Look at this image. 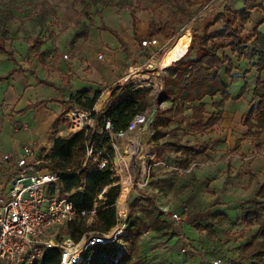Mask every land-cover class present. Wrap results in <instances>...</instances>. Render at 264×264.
Instances as JSON below:
<instances>
[{
  "label": "rangeland",
  "instance_id": "374dc122",
  "mask_svg": "<svg viewBox=\"0 0 264 264\" xmlns=\"http://www.w3.org/2000/svg\"><path fill=\"white\" fill-rule=\"evenodd\" d=\"M180 2L184 6L186 5V0H180ZM196 8L194 7L192 9L193 13L189 21L183 25L178 24L177 27L173 28V31L170 32L165 25L170 18V14L177 10V4L172 0H0V34L2 32L7 35L8 40L6 41V46L14 51L17 59V62H14L7 54L0 52V75L6 74L11 68L16 66L23 69L22 71L19 70L18 74L15 76H12L8 82L0 83V120L4 119L6 122H9L13 128L20 126L29 128V125H24V123L17 120V115L22 117L26 113L18 111L15 102L18 99L19 92L23 97L26 95L25 97L29 98V94L34 91L30 87L38 88L42 86V88H49L48 94L40 89L34 94L41 98L47 94V97L44 99L55 98L63 104L62 112L64 115L61 116L60 121L61 127H66L67 129L66 113L69 109L73 108V106H77L72 102V97L79 91L70 88V85H72V75L65 74L61 68L56 66L58 58H64L63 55L67 54L69 58L64 59L68 67H70L72 64L71 61L76 57V50L86 45L89 39L97 42H104V40L107 39L109 43H111L110 41L112 38L116 40L109 32L100 31L99 27L103 23L119 32L123 37L124 35L129 37L128 33L130 27L127 22H131L130 19L133 9H135V14L141 12L148 14L152 19L151 23H154V28H161L159 34L164 35L165 40L163 38H161V40L159 39L160 44L157 48L166 46V50L174 43L176 36H179L178 34H181L185 29H190L192 33H194L195 30H202V26L206 22L204 11H200ZM166 41H168L167 45H165ZM115 42L119 44L117 40ZM110 48H112V45H110ZM248 48L249 57L253 59L256 56L258 57L256 58L258 61L260 55L255 54L253 56V49L251 50V47ZM155 49L156 48L151 51L145 48L142 49V54L145 57V62L143 63L133 62L129 58V60L126 59L124 66L127 71L129 70L131 76L122 86L133 85L134 87L152 88L158 91L162 84L163 72L165 69H158L160 81L156 83H141L134 74L136 71L146 72L150 70L149 64L151 60L160 55V52H156ZM164 52L165 51H163V53ZM120 53L123 54V51ZM195 54L196 49H191L188 56L192 57L195 56ZM231 60L233 62L231 74H226L228 63L223 69V72L228 76L232 85L236 86V83L241 79L244 80V82L250 80V83L252 80L253 83L254 77L249 74L251 69L242 70V74L239 76V74L234 73V70L237 68L236 61H233L232 58ZM131 64L133 65V69L129 68ZM32 71H35L37 78H35ZM36 79L49 81L53 83L54 87L42 85ZM262 79L264 80V76ZM29 80L32 81L31 86L28 84ZM228 85L232 86L230 83H228ZM108 86L109 85L105 86L101 84L99 91L102 89V92H104L105 88ZM116 86H119V84H114L111 87ZM236 92L237 99L247 101L249 103L248 107L254 102L257 103V97H255L253 89L248 82L243 88ZM92 93L94 92L92 91ZM31 99L33 100L32 97ZM102 102L103 99H100L96 105L97 109L101 108ZM106 102L108 103L109 100ZM209 105H212V103L209 102ZM234 105L235 103L232 102L229 108L233 109ZM157 107L158 106L155 108ZM220 108V106L215 107L212 105L210 106L212 111H209L208 114H216ZM158 109L159 108H157V110ZM101 110H103V106ZM245 112L244 116L232 122L228 121V125L226 126H222L224 125V122H222L214 128H208L205 131L199 132L201 133L200 136L191 135L193 138H188L187 142L192 143L195 155L189 160L181 158V156H179L181 155L180 152L177 151L176 161L177 167L180 169L167 174L161 173V175L153 173L149 166L155 161H148L147 159L154 155L153 152L148 150V148H151L150 146L152 143L156 142L160 145V143L163 142H160L159 139H157L158 137L155 139L154 134L151 136H154V139H152L153 141L150 139L147 144L143 139H139L136 142V162L138 170L140 171L142 164L147 163L150 181L146 189L138 188L136 187L137 185L134 184L126 201L129 216L131 215V217L135 218L138 223L141 235L140 239L138 242L134 243L129 238L130 236L123 237L117 243L119 249L128 252L137 251L139 255L144 257L151 264H210V260L215 259H221L222 264H252L250 259L252 249H247L244 246L248 241L256 237L258 227L248 228L242 223L241 218L243 210L249 207L247 206V202H226L225 204L231 205V211L212 214L211 216L221 214L216 220L211 219L209 215L210 208L196 209L191 213L184 211L183 208H178L173 211V214H178L180 220L170 221L171 217L169 214H160V210L157 208L158 194L151 191L156 190L159 181L165 188L175 185V188L183 195L196 186L197 179L193 170L208 166L220 168L221 165L232 161V159H238L249 164L260 160L264 164V132L261 136L254 134L257 129H254L253 133L248 132V127L245 124L249 113L247 108ZM31 113L32 112L29 114ZM25 119L30 123V126H34V120L31 119L30 115H26ZM8 128L9 126L6 125V132ZM100 129L101 128H99V130ZM190 129L189 126L188 130H185V133H192ZM22 133L24 136L22 137V146L29 145L31 139H36V136L31 133H26L24 130ZM144 133H148V131ZM227 133H234L235 144H232L234 140L229 142L230 136ZM69 134L70 132L68 129L63 133H58V130H52L51 133H48L45 139L46 142L44 144L42 142L41 146H39L40 157L44 163L52 160V148L55 139L59 136L66 137ZM165 140L172 139H163V141ZM34 141L32 143L36 145ZM104 145L106 144L104 143ZM125 148L126 146L123 144V156ZM147 150L151 155L145 159L141 158L142 153ZM81 155L82 151L76 144L71 150L70 163L75 164L80 159ZM113 159L112 156V160ZM93 161V159L89 160V169L96 167ZM85 162L86 159L84 163ZM190 166L193 170L186 172L185 170ZM242 175L243 174H241V177L244 179ZM115 178L116 180L105 186L102 192L97 196V199H95L92 208L93 213L86 216H78L74 219L73 223L67 224L63 228L53 232V239L55 242H66L68 239L79 242L80 238L79 240L72 239V237H78L80 233L77 229L78 226H81L88 236L98 233V226L104 224L105 220V215L100 216L99 212L105 208L106 193L110 192L114 187H117L114 193L117 191L119 194L121 189L120 182L122 179L119 177ZM63 185H65L64 181L61 183L60 188H62ZM204 188L205 186H202V189ZM248 188L249 187L244 186L241 189L247 190ZM212 189L213 187H209V194H212ZM231 197L232 196L226 198ZM116 202L114 204L115 212L117 210ZM164 219L169 220V223ZM160 221H165L169 225V229H167V227H162ZM182 224L190 226L187 228L189 233L186 231L185 226L186 233H183L185 239L178 238L180 234H176L172 231V227H177V225ZM193 230L197 231V233H193ZM168 231L169 234L165 235L164 233ZM191 237L194 239L192 240ZM119 256L120 251L117 252L114 260H117Z\"/></svg>",
  "mask_w": 264,
  "mask_h": 264
},
{
  "label": "trees",
  "instance_id": "16d2710c",
  "mask_svg": "<svg viewBox=\"0 0 264 264\" xmlns=\"http://www.w3.org/2000/svg\"><path fill=\"white\" fill-rule=\"evenodd\" d=\"M172 1L177 4V10L170 14V18L166 23L168 28H173L177 23L185 24L192 17L193 12L191 7L198 4V0H186L189 8L183 9L180 5V0ZM201 7L202 5L199 9ZM257 7L264 11V7L258 4L257 0H246L243 9L232 15L223 17L224 27L221 31L211 32L210 27L213 23L210 22L204 23L201 31L195 30L190 50L196 49V58L186 59V57H183L175 62L170 67L168 75L162 78V90L135 88L133 85L116 86L111 90L110 100L103 110L99 112L93 111L94 118L96 119L95 129L92 131L84 129L78 132H71L66 137L59 136L55 139L52 148V160L44 163V165L59 175L61 183L64 181L65 185L61 188V192L63 194H70V198L78 212L76 217H81L83 210H91L95 199H97L103 188L116 180V178H112L109 168L100 171L95 163L96 167L93 169L88 168V163L84 166L88 144L97 138L99 128L103 127L108 120L114 124L116 129H123L129 125L130 121L137 114L147 113L150 115L161 101H178L181 105L176 106L172 112L162 111L160 108L157 110L156 115H160L161 119L157 120L158 122L156 121L154 125L155 138H165L167 134H170L175 140L164 141L161 145H158L159 151L156 157L162 156L167 146H172L190 156L194 152V149L181 144L177 135V132L187 121V118L184 116L185 102L188 100L200 102L198 106L193 107V118L196 120V123L191 125V129L195 132H201L215 127L223 118V110L220 109L205 121L206 103H203L202 100L207 96L214 99L220 95V102H214L213 105L222 108L225 102L232 97L229 85L224 82L220 71L228 63L226 74L230 75L233 69V62L225 54L220 56L219 51L226 47H231L233 53L237 55L238 60H241L246 54L247 47L251 44L254 51L259 52L260 55L257 63L253 64L251 68L256 69L259 73L264 72V33L259 32L258 29H255L250 35L244 34L242 31L250 18V12ZM131 15L135 22V9L132 10ZM99 29L108 31L114 35L121 45V50L132 59L129 45L119 32L106 26L104 23ZM7 40V35L1 32L0 52L7 54L12 61L17 62L14 51L6 46ZM226 40H230L231 42L226 43ZM132 61L134 62V60ZM214 69H217V72L212 74L211 72ZM18 70L23 69L19 66L13 67L6 76H0V81L8 79ZM45 84L49 83L45 82ZM253 92L255 97L260 101L248 113L245 124L248 127L249 133H253V130L257 129L254 134L261 136L264 132V80L261 78L257 80ZM101 95V91L94 93L91 90L79 91L72 97V102L80 108L94 110L98 101H100ZM173 122H177L178 126L171 129L170 124ZM58 124L59 119L54 123V129L57 128ZM96 143L97 145L105 143L109 146L107 138H97ZM76 144L81 149L82 155L75 164H71L69 161L70 154ZM110 155L111 157L113 156L112 150H110ZM83 184H85V188L78 191V188ZM116 188L114 187L110 192L106 193L105 208L99 212L100 216L105 215V220L104 224L98 226L97 232L110 231L116 225L114 204L119 195L117 191L114 193ZM247 206L249 207L243 210L242 223L248 228L258 227V232L256 237L248 241L244 247L252 249L250 253L252 264H264V182L258 185L254 196L247 201ZM160 214L163 215L164 213L160 211ZM220 216L221 214H215L211 216V219L216 220ZM161 221L160 225L169 229V225L165 221ZM73 222L74 220L69 222L68 225ZM129 223L128 236L136 243L141 236L138 223L131 215L129 216ZM77 229L80 233L78 237H72V239L79 240V238L81 239L86 234L81 226H78ZM164 234H169V231ZM73 236L75 235L73 234ZM117 243L113 242L97 246L91 253V261L86 264H151L139 255L137 251L128 252L119 249ZM118 251H120V256L117 260H114ZM60 260V252L57 249H49L40 260L33 264H60Z\"/></svg>",
  "mask_w": 264,
  "mask_h": 264
},
{
  "label": "crops",
  "instance_id": "0c3cea01",
  "mask_svg": "<svg viewBox=\"0 0 264 264\" xmlns=\"http://www.w3.org/2000/svg\"><path fill=\"white\" fill-rule=\"evenodd\" d=\"M257 1L258 4H261L264 7V0H257ZM245 2L246 0H203V1L198 0V4L192 6L191 10L194 7L195 8L197 7L199 9V7L202 5V7L199 10L204 11V17L206 21L205 23H209V22L213 23L212 26L210 27V31L215 32V31H221L223 29L224 15H232L233 13H236V11L243 9L245 7ZM180 5L182 6L183 9L189 8L187 2L185 6L181 2ZM135 17H136L135 22L132 17L130 19L131 22L130 21L127 22V24L130 27L128 33L129 37L126 35H124V37L122 35L121 36L126 40V42L129 45V49L132 53L131 60L143 63L145 62V57L142 54L143 47L140 45V41L144 38H149V37H158V39L160 40L161 38L165 40V36L159 34L161 28L157 27V29H155L154 23H151L152 21L151 17H149V15L146 14L145 12L137 13L135 14ZM178 24L179 23L175 24L173 28H176ZM173 28H168V29L170 32H172ZM255 29H258L259 32L264 33V11L259 7L253 9L250 12V18L248 22L245 24L244 29L242 31L244 34L250 35L253 33ZM101 32H108V31L103 30ZM177 37L178 36H176V38ZM115 39L117 40L116 37ZM116 40L112 38L110 41L111 43H109L107 39L104 40V42H97L95 40L93 41L89 39L86 42V45L76 50L75 53L76 57L73 61H71L72 64L70 65V67H68L64 58H58L56 63V66L61 68L65 74L72 75L71 78L72 85H70V88H72L73 90H77V91L91 90L93 92H96L99 91V87L101 86V84H104L105 86L109 85L108 87L105 88L104 92H102L101 89L102 95L100 99H103L102 102L103 108L107 104L106 101L110 100L111 90L114 88L111 86L114 84H119V85L124 84L125 81L128 80L127 79L128 75H130L129 70L127 71L124 66L126 63V59H128L129 57L124 52L123 54L120 53L122 51L121 45L120 43L117 44L115 42ZM169 41H173V40H169ZM167 42L168 41H166L165 45H167ZM230 42H231L230 40H226V43H230ZM110 45H112V48H110ZM248 47H251V50L253 49V56L255 54L257 55L259 54V52L254 51V48L251 44H249ZM248 47L246 49L245 56L241 60H238L237 55L233 53L231 47H226L219 51L220 56H223V54H225L231 57L233 61H236L237 68L236 70H234V73H237L240 76L242 74V70L251 69L249 74L250 76L252 75V77H254L253 83L252 80L250 83V80L244 82V80L239 78L241 80L238 81V83H236V86H234L232 85L231 81L228 79V76H226V74L223 72V69L225 68L226 64L221 68L220 75L222 76L224 82H226L227 84L230 83L232 85L229 86V90L232 97L230 98V100L225 102L222 108H220L223 110V118L220 121V123L224 122V125L222 126L228 125L227 124L228 121L232 122L233 120L244 116V114L246 113L245 112L246 108L247 111L250 112V110L253 107L257 106V104L260 101L257 98V103L254 102L250 107H248L249 103L247 101H242L237 99L238 97L236 91L243 88L247 82L254 90L257 80L259 78L262 79V77L264 76L263 73H259L256 69L251 68L253 64L257 63L256 58L258 57L255 56L253 59L250 58L248 53L249 52ZM165 48L166 46L164 47L161 46L160 48H156L155 49L156 52H160V55L156 57H160L163 54V51H165ZM189 52H190V48L184 57H186V59H195L197 56V52L195 56L192 57L188 56ZM100 53L101 54L104 53L102 54L103 55L102 59H99L98 57L99 55H101ZM132 67L133 65L131 64L129 68L133 69ZM169 69L170 68L165 69V71L163 72V76L168 75L170 71ZM10 70L6 74L0 76H6L10 72ZM18 72L19 70L14 72L8 79H4L0 81V83L8 82L9 79H11L12 76L18 74ZM216 72L217 69H214L212 70L211 73L215 74ZM32 73L34 74L35 78H37L35 71H32ZM36 80L42 85L48 87H54L53 83L49 81L42 79L41 80L36 79ZM45 82H48L49 84H45ZM28 84L31 86L32 81L29 80ZM30 88L33 89L34 91H32L29 94V98L25 97L26 95H24L23 97L19 92L18 99L15 102L17 110L26 113L22 117L17 115L18 116L17 120H19V122L21 123H24V125H29V128L23 126L13 128L9 122H6L4 119L0 120V166L2 163V156L4 154L20 153L24 146H33L40 151L39 146H41L42 142L43 144L46 142L45 139L47 138L48 133H51L52 130H56V131L58 130V133H63L68 129V127L67 129L66 127H61L60 120H61V116L64 115V113L62 112L63 104H61L59 100L55 98L44 99L47 97L49 88L48 89L42 88V86L38 88L35 87H30ZM162 88H163V80L158 91L162 90ZM39 89L47 93L42 98L34 94L35 92H38ZM31 97L33 98V100L31 99ZM220 100H221L220 95L216 96L214 99L207 96L206 98H204V100H202L203 103H206L205 121H207L212 116V114H208L209 111H212L210 109V106H212L214 102L216 103L220 102ZM209 102H211L212 105H209ZM232 102H234L235 105L233 109L232 108L230 109L229 106ZM179 104L181 105V103L178 101L175 102L174 100H164L157 105L158 106L157 108H160L162 111L172 112L174 111V108ZM199 104H200L199 101H193V100H188L184 104L185 105L184 116L187 118V121L182 125L181 129L177 132V135L180 139V143L183 144L184 146L192 147V143L187 142L188 138L191 137L193 138V136L191 135H197V136L201 135V133L199 132L197 133L192 129H190L192 133H185V130L187 131L189 126L191 128V125L196 123V120L193 118V107L198 106ZM101 108L97 109L95 106V110L97 112L101 111ZM30 112L32 113L29 114ZM26 115H30L31 119L34 120L35 123L34 126H30V123L27 122V120L25 119ZM57 119H59V124L57 125V128L54 129V123L57 121ZM159 119H161L160 115H156L155 122ZM6 125L9 126L7 132H6ZM67 126H68V121H67ZM177 126H178L177 122H173L170 124L171 129H174ZM23 130L26 133H31L35 135L36 136V139H34L35 141L31 139L29 141V145L22 146V139H23L22 137H24L22 133ZM153 134L150 133L149 131L148 133H141L140 139H143V141L147 144L150 139L151 140L154 139V136L151 137ZM227 134L230 136L229 142L234 140L233 141L234 143L232 144H235L234 133H227ZM167 138L172 139L167 141L175 140L170 136V134H167L165 138H157V139H159L160 142H164L163 139H167ZM33 141L36 142V145L32 143ZM124 144L126 147L129 145V144L127 145V143ZM161 144L162 143H160V145ZM158 145L159 144L155 142L152 143V145L150 146L151 148H148V150L154 153L152 157L147 158L148 161L151 160L155 161L154 163H152V165H150L152 172L156 174H161V173L167 174L170 172H174V170H179L180 168L177 167V161H176V157H177L176 154L177 151L179 150H177L172 146H167L162 156L156 157L159 151ZM192 148L194 149V147ZM179 152L181 154L179 155L181 156V158H185L189 160L195 154V152H192L190 156H188L181 151ZM192 170L193 168L190 166L185 171L189 172ZM193 173L195 174V177L197 179L196 186L191 191L186 192L183 195L177 188H175V185H171L170 187L165 188L164 185L159 181L156 190L155 191L151 190L152 192L158 194L157 208L164 214H169L171 217V218L169 217L170 221L171 220L173 221L172 218L173 211L177 210L178 208L181 209L183 208V210L188 213H191L196 209H200V208L201 209L210 208V212H209L210 216L217 212L218 213L230 212L231 205L225 204L226 202H232V201L247 202L254 196L258 185L264 182V164L260 160L258 162L255 163L253 162L249 164V163H244L243 161L238 159H232V161L221 165L220 168L219 167L217 168L215 166L213 167L208 166L201 169L193 170ZM241 174H243L242 176L244 179H242ZM5 183L6 180L2 177V179L0 180V194L7 191V187L5 189ZM202 186L203 187L205 186V188L202 189ZM244 186H247L249 188L247 190L241 189ZM209 187H213L212 194H209L210 191ZM229 196L232 197L226 198ZM126 213L129 215L128 209ZM164 220L169 223V220L167 219ZM185 226L187 231V228L190 226L184 224L177 225V227L175 226L172 227V231L176 234L183 235V233H186ZM115 227L116 225L112 229H114ZM193 233H197V231H194ZM180 235H178V238H180ZM183 239H185L184 236ZM191 239L193 240L194 238L191 237Z\"/></svg>",
  "mask_w": 264,
  "mask_h": 264
},
{
  "label": "built area",
  "instance_id": "2783aa9c",
  "mask_svg": "<svg viewBox=\"0 0 264 264\" xmlns=\"http://www.w3.org/2000/svg\"><path fill=\"white\" fill-rule=\"evenodd\" d=\"M158 37L144 38L140 45L148 50L159 46ZM99 59L103 55L98 56ZM68 59V55H64ZM131 75H128L127 79ZM138 88V86H135ZM95 109H83L75 106L66 113L69 132L84 129L92 131L96 127ZM148 114H137L126 128L116 129L111 121H107L99 130L97 138H107L109 146L97 145L92 140L86 150V162L93 159L98 170L109 168L112 178L122 174L133 175V184L146 189L149 181L148 164L144 163L140 171L137 167L136 154L134 159H122V145L135 144L144 133V125ZM154 125L148 129L154 133ZM113 151V160L110 155ZM121 159V161H118ZM151 167V166H149ZM6 180L7 191L0 194V264H33L40 260L49 249H57L61 254L60 264H86L92 259L93 250L100 245L118 242L126 237L130 223L127 213L116 210V227L96 235L84 234L79 242L68 239L66 242H55L53 232L66 226L78 214L70 198V194L61 192L59 175L44 165L39 150L33 146H24L20 153H6L2 156L0 180ZM131 187V188H132ZM85 184L78 188L83 190ZM117 208V207H116ZM93 213L83 210L81 215ZM179 221L178 214H172ZM183 239V235H180ZM87 247L88 250H84ZM210 264H222L221 259L210 260Z\"/></svg>",
  "mask_w": 264,
  "mask_h": 264
},
{
  "label": "bare ground",
  "instance_id": "6f19581e",
  "mask_svg": "<svg viewBox=\"0 0 264 264\" xmlns=\"http://www.w3.org/2000/svg\"><path fill=\"white\" fill-rule=\"evenodd\" d=\"M193 41V33L190 29H185L174 41V43L168 47L163 55L159 58L154 57L150 64V70L146 72H137L134 73L135 77L139 79L141 83L148 84L149 82H158L160 81V74L158 69H166L170 67L174 62L179 61L183 58L189 51L190 45ZM137 151V146L135 144H130L125 148L124 156L122 159L130 161L134 159V155ZM151 153L147 150L144 151L141 155V158L145 159L150 156ZM121 161V159H118ZM121 189L117 198L116 206L118 211L121 214L127 212L126 201L128 195L131 191L133 184V175L122 174L121 180ZM84 250H88L87 247H84Z\"/></svg>",
  "mask_w": 264,
  "mask_h": 264
},
{
  "label": "water",
  "instance_id": "95a60500",
  "mask_svg": "<svg viewBox=\"0 0 264 264\" xmlns=\"http://www.w3.org/2000/svg\"><path fill=\"white\" fill-rule=\"evenodd\" d=\"M156 113H157V108L153 109L152 113L148 115L147 121L144 125V131H148V129L153 125V123L155 122Z\"/></svg>",
  "mask_w": 264,
  "mask_h": 264
}]
</instances>
